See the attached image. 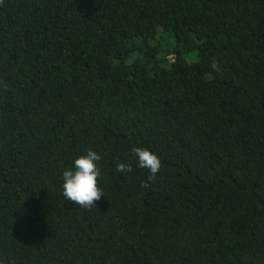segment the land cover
Here are the masks:
<instances>
[{"label": "trees", "instance_id": "16d2710c", "mask_svg": "<svg viewBox=\"0 0 264 264\" xmlns=\"http://www.w3.org/2000/svg\"><path fill=\"white\" fill-rule=\"evenodd\" d=\"M0 264H264V0H0Z\"/></svg>", "mask_w": 264, "mask_h": 264}, {"label": "clouds", "instance_id": "9594fccd", "mask_svg": "<svg viewBox=\"0 0 264 264\" xmlns=\"http://www.w3.org/2000/svg\"><path fill=\"white\" fill-rule=\"evenodd\" d=\"M131 151L137 158L138 167L147 169L149 172L148 182L142 185L147 188L160 171L161 160L155 153L144 147H133ZM101 159L102 156L90 148L85 154L75 157L71 166L63 170L62 195L73 205L91 208L95 201L105 195L98 184V178L101 176L99 167ZM115 167L119 173L132 172V166L127 163H118Z\"/></svg>", "mask_w": 264, "mask_h": 264}]
</instances>
